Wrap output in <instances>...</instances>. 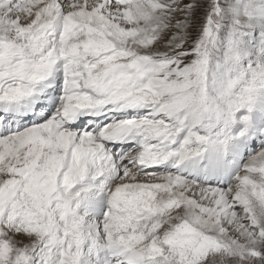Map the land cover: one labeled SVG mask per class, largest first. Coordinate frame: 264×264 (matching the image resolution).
I'll list each match as a JSON object with an SVG mask.
<instances>
[{"label": "snow or ice", "instance_id": "1", "mask_svg": "<svg viewBox=\"0 0 264 264\" xmlns=\"http://www.w3.org/2000/svg\"><path fill=\"white\" fill-rule=\"evenodd\" d=\"M0 264H264V0H0Z\"/></svg>", "mask_w": 264, "mask_h": 264}]
</instances>
